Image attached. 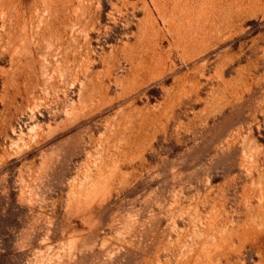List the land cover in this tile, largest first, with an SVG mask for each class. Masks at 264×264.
Wrapping results in <instances>:
<instances>
[{"label": "rangeland", "instance_id": "obj_1", "mask_svg": "<svg viewBox=\"0 0 264 264\" xmlns=\"http://www.w3.org/2000/svg\"><path fill=\"white\" fill-rule=\"evenodd\" d=\"M0 264H264V0H0Z\"/></svg>", "mask_w": 264, "mask_h": 264}]
</instances>
